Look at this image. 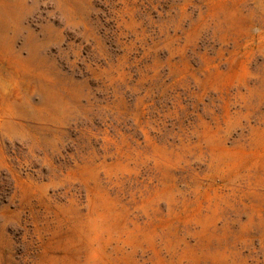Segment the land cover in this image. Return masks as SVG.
Here are the masks:
<instances>
[{"label":"rangeland","instance_id":"obj_1","mask_svg":"<svg viewBox=\"0 0 264 264\" xmlns=\"http://www.w3.org/2000/svg\"><path fill=\"white\" fill-rule=\"evenodd\" d=\"M0 264H264V0H0Z\"/></svg>","mask_w":264,"mask_h":264}]
</instances>
